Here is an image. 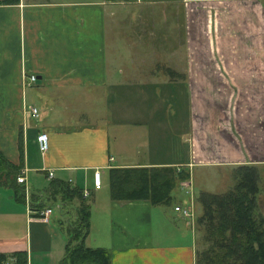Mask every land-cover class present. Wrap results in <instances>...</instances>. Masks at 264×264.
I'll list each match as a JSON object with an SVG mask.
<instances>
[{"label":"crops","instance_id":"obj_1","mask_svg":"<svg viewBox=\"0 0 264 264\" xmlns=\"http://www.w3.org/2000/svg\"><path fill=\"white\" fill-rule=\"evenodd\" d=\"M114 33L129 52L170 55L114 59ZM112 91L122 104L107 106ZM0 152L22 158L38 194L54 180L89 189L84 242L108 249L111 264H196L199 234L173 208L186 188L167 206L113 200L108 170L264 165V0H0ZM31 172L47 183L33 186ZM7 181L0 174V253L59 264L69 215L29 214Z\"/></svg>","mask_w":264,"mask_h":264},{"label":"trees","instance_id":"obj_2","mask_svg":"<svg viewBox=\"0 0 264 264\" xmlns=\"http://www.w3.org/2000/svg\"><path fill=\"white\" fill-rule=\"evenodd\" d=\"M21 166L22 158L15 164L0 152V174L8 178L17 200L24 202L23 184L16 181ZM108 173L113 200L147 199L151 204L167 206L175 202L174 191L190 171L174 166H115ZM233 176V184L224 192L198 193L196 230L204 246L197 248L196 264H264V215L257 210L258 168L254 164L238 165ZM30 205L34 209L56 205L63 211L75 208V216L69 211L65 253L59 264H111L108 249L85 245L90 207L80 187L51 181L42 194L30 189ZM9 255L15 256V264H26V254L20 250L0 253V264Z\"/></svg>","mask_w":264,"mask_h":264},{"label":"rangeland","instance_id":"obj_3","mask_svg":"<svg viewBox=\"0 0 264 264\" xmlns=\"http://www.w3.org/2000/svg\"><path fill=\"white\" fill-rule=\"evenodd\" d=\"M113 36L114 37L110 40V43L111 45L114 46V48L109 51V55H111L114 59L115 58L120 59L122 57L121 55H123L124 57H129V56L132 57L134 54L150 55L152 58H156L157 56L170 55L169 47L130 49V52H129L128 49H126L122 45V40L121 38H119V35L117 33H114ZM115 93L116 91H112L113 96H111L109 100L107 101V106L112 107L116 104H122V98L121 97L117 98V95H115ZM33 99L34 97L32 95V92L27 91V102L29 103ZM101 106L102 105L99 104L98 108ZM237 166L238 165H231V166L199 165V166H193L191 168V173L189 174V177L187 178L191 179L190 187L192 189L193 210L196 216H197V213L200 212V206L196 202L198 193L200 191L224 192L227 189H229L234 182L233 175H234V171L236 170ZM256 167L258 168V171H259L258 183H259V188H260V192L258 193V196H257V203H258L257 210L259 213L264 215V165L256 166ZM30 180H31L30 182L33 183V186L35 187L41 186L47 183L45 176L42 173L37 174V173L31 172ZM0 185H3V183H0ZM69 211L72 213H75V208L68 207L65 209L63 214L69 215ZM72 215L75 216V214H72ZM196 216L194 220H192V225H194L195 228H196ZM55 230L58 235H62V237H64L65 231L62 227L55 226ZM197 245L199 246V250H200L204 246V243L199 239ZM5 263H6V260L4 264Z\"/></svg>","mask_w":264,"mask_h":264},{"label":"built area","instance_id":"obj_4","mask_svg":"<svg viewBox=\"0 0 264 264\" xmlns=\"http://www.w3.org/2000/svg\"><path fill=\"white\" fill-rule=\"evenodd\" d=\"M36 80V75L34 73H30L28 76L27 84H30L31 82H34ZM30 113L34 117H38L39 112L37 107H32L30 109ZM37 142L39 149L44 153L48 149V135L45 131H40L37 136H36ZM47 176L51 178L53 176L52 171H48ZM16 181L18 183L23 184L24 188V202L27 207V212L29 214H34L36 215L40 220L47 222L49 220L50 214L52 212V207L51 206H44L40 209H34L30 205V187L27 182V177H26V169L20 168L19 172L16 175ZM180 184L182 187L186 188V193L188 195V199L183 202V203H178L174 205V210L177 211L181 216L188 218L190 220V223L192 224V220L195 218V212L193 210V199H192V189L190 187L191 182L189 179H182L180 181ZM101 186V180H100V170L95 169L93 171V187L94 188H99ZM82 194L83 196H87L89 194V189L83 188L82 189ZM15 256L14 255H9V257L6 259L5 264H15ZM26 264H28L26 262Z\"/></svg>","mask_w":264,"mask_h":264}]
</instances>
